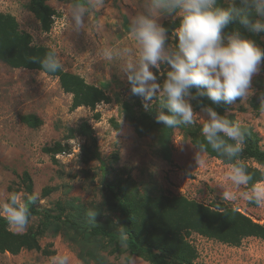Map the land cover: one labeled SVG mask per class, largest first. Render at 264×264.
I'll list each match as a JSON object with an SVG mask.
<instances>
[{"label":"rangeland","instance_id":"374dc122","mask_svg":"<svg viewBox=\"0 0 264 264\" xmlns=\"http://www.w3.org/2000/svg\"><path fill=\"white\" fill-rule=\"evenodd\" d=\"M28 2L0 0V13L14 17L20 31L32 37L33 45L54 49L65 72L80 76L89 85H107L111 103L97 106L95 112L84 108L71 112V97L61 91L56 79L38 72L12 70L0 64V201L7 199L10 189L21 187L20 178L27 173L42 209L54 208L57 202L66 201L85 206L98 204L103 179L101 167L104 166L111 172L109 178L130 176L141 189L181 196L205 206L222 204L264 225V204L252 206L239 197V191L244 188L236 190L226 180L229 166L205 154L201 155L204 163L197 165L195 149L178 131L172 138V165H169L160 159L152 139L137 137L125 121L122 104L129 103L135 110H145L142 98L131 93L118 65L103 60L99 53L105 47L131 45L128 23L133 15L143 11L144 0H105L104 6L88 17L81 32L67 27L73 0H45L57 14L52 18L48 33L41 32L27 10ZM176 20L178 18L163 17L160 23L164 25ZM255 37L259 41L255 44L264 50V32H255ZM173 41V37L169 38V43ZM161 67L163 71L168 70L167 65ZM261 96H264V66L252 78L250 95L230 104L225 114L240 126L253 130L264 151V111L257 112L251 107L254 101L261 105ZM148 109L158 111V104L154 102ZM195 112L198 120L204 115L201 111ZM96 114L100 116L97 121L94 119ZM24 116L35 117L41 126L32 129L22 124L20 118ZM111 121L119 126L118 131ZM83 122L93 130L102 163L85 165L80 161V150L87 145L83 138L65 141L68 129ZM55 143L67 144L70 151L63 153L65 156H56V163H53L43 149L51 148ZM114 154L118 156L115 163L112 160ZM44 189L51 190L47 197L42 196ZM225 190L237 194V199H224ZM36 225L37 221L32 219L26 230L10 227V231L21 234ZM188 241L197 251L196 264H264V244L257 239H246L239 247H229L196 234ZM48 244L52 245L50 250L54 251V256L68 255L69 264H81L74 247L61 238L41 240V249ZM54 256L26 251L15 257L0 254V264H52ZM103 256L108 264H127V254ZM129 261L147 264L139 256Z\"/></svg>","mask_w":264,"mask_h":264},{"label":"trees","instance_id":"16d2710c","mask_svg":"<svg viewBox=\"0 0 264 264\" xmlns=\"http://www.w3.org/2000/svg\"><path fill=\"white\" fill-rule=\"evenodd\" d=\"M218 6L228 8L229 4L225 0H218ZM234 6L242 8L239 0H236ZM27 10L39 24L41 32L48 33L56 12L46 5L45 0H29ZM248 14L251 20L260 19L255 12L250 11ZM178 22L176 20L164 24L169 38H174ZM232 32H239L243 38L259 43L255 32L249 31L238 21L232 22L224 30L225 34ZM49 50L51 49L47 47L33 45L32 37L20 31L14 17L0 13V64L12 70L38 72L56 79L61 91L71 97V112L80 108L95 112L97 106L111 103L106 92L107 85H89L80 76L65 72L62 68L56 73H48L38 63L30 60V57L43 58ZM192 91L195 93V89ZM191 103L195 111H201L206 105L234 122L232 117L225 114L229 104H213L207 97H198ZM251 107L257 112L264 111L255 101L251 103ZM121 113L137 137L152 139L160 159L169 165H172L171 142L175 131L194 149L196 145L206 143L200 134L201 126L164 127L155 121L157 111L154 109L135 110L134 105L123 103ZM94 119L97 121L100 116L96 114ZM20 121L32 129L41 126V122L32 116L21 117ZM111 123L118 131L119 126L114 121ZM241 128L245 131L246 140L239 159L245 163L253 177L248 186L251 187L254 183L264 182V151L261 149L259 136L250 128ZM76 137L87 142L80 150V161L85 165L102 163L96 138L87 122L76 128H69L65 141ZM69 151V146L62 143L43 149L53 163H56V156ZM203 154L225 166L235 162L221 158L210 147ZM112 160L114 163L118 160L117 154L112 155ZM101 172V201L98 204L85 206L66 201L57 202L54 208L42 209L38 200L30 207L29 219V222L35 219L37 225L21 234L10 231L7 221L0 218V254L15 257L26 251L42 253L47 257L54 256V251L50 250L52 245L48 244L42 250L40 241L59 237L74 247L81 264H108L103 254H127L126 261L139 256L147 264H196L197 251L188 241L192 234L229 247H239L246 239H257L264 244V225L255 223L235 209L222 204L205 206L181 196L165 195L148 188L141 189L130 176L109 178L111 172L104 166L101 167ZM20 184V188L10 189V192L33 194V184L27 173L22 174ZM50 192L51 190L44 189L42 196L47 197ZM249 204L257 206L255 203ZM90 208L98 209L95 223H89L86 216V211ZM120 232L126 234L127 248L122 247L119 242Z\"/></svg>","mask_w":264,"mask_h":264},{"label":"clouds","instance_id":"9594fccd","mask_svg":"<svg viewBox=\"0 0 264 264\" xmlns=\"http://www.w3.org/2000/svg\"><path fill=\"white\" fill-rule=\"evenodd\" d=\"M229 7L218 6V0H144L143 11L133 15L128 23L131 45L105 47L100 57L118 65L119 72L130 85L133 95L142 98L145 110L155 102V121L167 128L200 123V134L206 143L195 147L196 164H203L201 155L210 147L230 163L226 180L239 191V197L256 205L264 204V184L254 183L253 177L239 157L246 134L240 124L203 106L199 120L192 100L207 97L213 104H232L250 95L251 81L264 66V50L239 32L225 34L224 30L238 21L251 32H264V0H228ZM105 0H73L67 16V27L81 32L88 17L104 6ZM260 19L251 20L249 12ZM163 17L178 18L174 30L175 43H168V30ZM48 73L62 68L58 53L53 49L43 58L30 57ZM162 65L168 70L163 71ZM155 70V71H153ZM162 77V79H161ZM195 89V93H193ZM264 109V96H261ZM223 198L236 200L237 194L223 191ZM39 200L37 193L11 192L0 201V218L17 231L28 227L30 207ZM98 209L86 211L89 223H95ZM119 242L127 248L126 234L119 233ZM68 255H57L52 264H69ZM131 264V261H127Z\"/></svg>","mask_w":264,"mask_h":264},{"label":"built area","instance_id":"2783aa9c","mask_svg":"<svg viewBox=\"0 0 264 264\" xmlns=\"http://www.w3.org/2000/svg\"><path fill=\"white\" fill-rule=\"evenodd\" d=\"M61 156H65L64 154L63 155H61ZM61 156H59V157H61ZM58 158V157H57Z\"/></svg>","mask_w":264,"mask_h":264}]
</instances>
